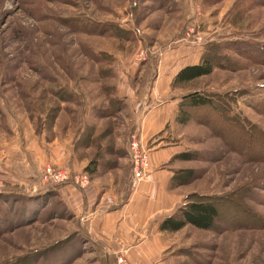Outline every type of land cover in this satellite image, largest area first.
<instances>
[{
    "label": "rangeland",
    "instance_id": "374dc122",
    "mask_svg": "<svg viewBox=\"0 0 264 264\" xmlns=\"http://www.w3.org/2000/svg\"><path fill=\"white\" fill-rule=\"evenodd\" d=\"M190 27L199 44L179 42ZM211 43L239 68L174 84ZM179 47L187 54L168 64ZM195 91L215 104L190 106ZM263 105L264 0H0V188L20 186L1 190L0 264H133L90 230L75 190L124 202L139 180L134 144L148 167L161 150L164 169L193 170L177 209L203 195L219 211L211 229L167 231L156 264H264ZM224 115L251 123L252 142ZM47 165L69 179L47 180Z\"/></svg>",
    "mask_w": 264,
    "mask_h": 264
},
{
    "label": "crops",
    "instance_id": "0c3cea01",
    "mask_svg": "<svg viewBox=\"0 0 264 264\" xmlns=\"http://www.w3.org/2000/svg\"><path fill=\"white\" fill-rule=\"evenodd\" d=\"M181 41L182 38L179 42ZM183 52L187 54L181 47L175 49L170 52L172 54L165 55L166 62L173 63ZM191 56L194 61H186L185 64L174 68L173 75L183 66L198 62L199 53L193 52ZM164 108L167 107H161L157 112L154 110V113L150 114L152 115L149 117L150 120L145 122L144 128L142 127L146 136L164 123L165 115H161ZM163 156L161 150L151 151L147 175L135 181L133 191L117 207L112 206L115 202L113 199L88 195V190L86 192L75 190L76 210L78 213L83 212L84 215L89 213L90 230L104 245L110 246L113 251L123 252L133 264H156L169 246L165 240L168 232L159 230L158 224L177 209L182 195L178 187L174 189L168 187L172 171L161 166Z\"/></svg>",
    "mask_w": 264,
    "mask_h": 264
},
{
    "label": "trees",
    "instance_id": "16d2710c",
    "mask_svg": "<svg viewBox=\"0 0 264 264\" xmlns=\"http://www.w3.org/2000/svg\"><path fill=\"white\" fill-rule=\"evenodd\" d=\"M232 43H237L238 41H231ZM243 43V41H240ZM238 42V43H240ZM240 43V44H241ZM245 44H248L245 42ZM218 43H211L209 45L210 49H206L200 57V60L196 64L185 65L182 67L174 76L173 83H183L198 77L210 74L214 68H226V69H238L239 65L236 66L238 61L230 60L225 53L220 54L218 50L215 51ZM257 48V47H256ZM260 48V47H259ZM211 93H199L197 91L185 94L183 96V100L188 102L190 106H213L215 104L212 99ZM215 96V95H214ZM264 106V105H263ZM262 106V107H263ZM216 110H220L219 107L214 105ZM223 111V109H222ZM178 115L181 121L187 119V115ZM225 120L233 122L239 128L246 133L250 142H252V135L255 132L254 126L243 119H237L235 116L224 115L222 116ZM256 128V127H255ZM258 130V128L256 129ZM260 139H264V134H260ZM263 152H264V144H263ZM190 154H181L180 157L182 159H189ZM245 156V155H244ZM193 175V170L191 169H180L173 171V174L169 180L170 187H177L179 185L185 184L189 182L190 178ZM7 187L4 185V188H0V194H2L1 190L7 189L8 192H17L20 189L18 185H11L10 183H6ZM1 187V186H0ZM194 195L187 196V201L181 205L173 214L165 217L158 224V228L161 231H177L184 227L187 224H190L196 228L200 229H211L215 220L219 216V211L217 207V201L214 197H207L203 195L195 196L196 199L192 198Z\"/></svg>",
    "mask_w": 264,
    "mask_h": 264
},
{
    "label": "built area",
    "instance_id": "2783aa9c",
    "mask_svg": "<svg viewBox=\"0 0 264 264\" xmlns=\"http://www.w3.org/2000/svg\"><path fill=\"white\" fill-rule=\"evenodd\" d=\"M197 32V31H196ZM182 40L187 43L191 44H199L201 41V36L198 33H195L194 29L191 27L187 29L186 33L182 36ZM137 145L134 144L130 147L129 155L132 158L133 166H134V176L137 179L142 178L144 175L142 172L148 168L147 156L144 153L138 154L135 152ZM45 178L47 180L59 181V180H67L69 179V175L65 171L55 170L53 167L47 165L45 166ZM81 185L87 183L88 179L85 175L81 176L80 178L76 177L75 179ZM114 264H131L125 257L120 256L116 258Z\"/></svg>",
    "mask_w": 264,
    "mask_h": 264
}]
</instances>
